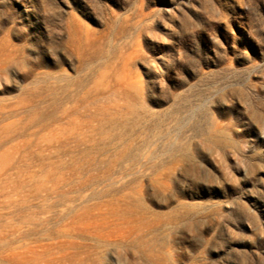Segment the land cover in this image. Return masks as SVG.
Returning <instances> with one entry per match:
<instances>
[{"label": "rangeland", "instance_id": "1", "mask_svg": "<svg viewBox=\"0 0 264 264\" xmlns=\"http://www.w3.org/2000/svg\"><path fill=\"white\" fill-rule=\"evenodd\" d=\"M0 264H264V0H0Z\"/></svg>", "mask_w": 264, "mask_h": 264}]
</instances>
